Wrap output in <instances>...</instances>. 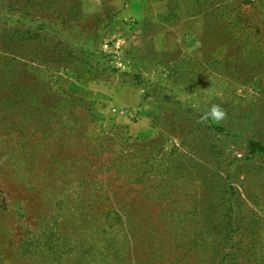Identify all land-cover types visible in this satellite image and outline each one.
Here are the masks:
<instances>
[{
	"label": "rangeland",
	"instance_id": "1",
	"mask_svg": "<svg viewBox=\"0 0 264 264\" xmlns=\"http://www.w3.org/2000/svg\"><path fill=\"white\" fill-rule=\"evenodd\" d=\"M159 1L0 0V264H264V0Z\"/></svg>",
	"mask_w": 264,
	"mask_h": 264
},
{
	"label": "crops",
	"instance_id": "2",
	"mask_svg": "<svg viewBox=\"0 0 264 264\" xmlns=\"http://www.w3.org/2000/svg\"><path fill=\"white\" fill-rule=\"evenodd\" d=\"M131 4L126 14L134 16L133 19L137 22V29H135L137 31L135 32L141 31L145 22L155 23L159 21L160 14L157 10L161 6L159 0H133ZM131 6L135 8L134 11H131Z\"/></svg>",
	"mask_w": 264,
	"mask_h": 264
},
{
	"label": "clouds",
	"instance_id": "3",
	"mask_svg": "<svg viewBox=\"0 0 264 264\" xmlns=\"http://www.w3.org/2000/svg\"><path fill=\"white\" fill-rule=\"evenodd\" d=\"M226 118H227V113L222 108V106L213 103L210 105L208 111H206L200 116L198 123H208L209 121H211L215 124H220Z\"/></svg>",
	"mask_w": 264,
	"mask_h": 264
}]
</instances>
